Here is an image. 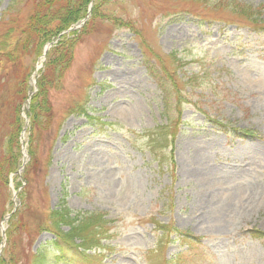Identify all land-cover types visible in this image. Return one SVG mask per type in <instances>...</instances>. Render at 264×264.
I'll list each match as a JSON object with an SVG mask.
<instances>
[{"label":"rangeland","instance_id":"rangeland-1","mask_svg":"<svg viewBox=\"0 0 264 264\" xmlns=\"http://www.w3.org/2000/svg\"><path fill=\"white\" fill-rule=\"evenodd\" d=\"M14 2L24 23L27 0H0V13ZM109 2L104 10L138 36L93 21L51 91V130L24 137L34 162L17 177L2 167L0 224L13 209L14 185L25 183L10 252L19 253L26 234L32 246L51 240L39 227L56 209L65 214L58 229L73 246L93 237L99 247L82 253L81 264H206L195 260L196 250L181 253L188 244L182 235L201 239L211 264H264V241L247 234L264 233V33L248 30L264 26V0ZM218 4L226 8L215 10ZM234 4L255 15L235 19L228 11ZM144 47L171 68L159 82L142 65ZM20 51L4 70L0 63L5 90L13 70L21 82L39 62L37 43ZM53 75L50 69L46 77L52 82ZM13 90L18 98L21 87L7 93ZM86 98L90 119L70 115ZM213 121L253 136L226 135ZM9 125L0 120L2 139ZM159 125L167 130L149 142L143 134ZM96 213L104 214L100 221ZM71 219L82 227L80 240Z\"/></svg>","mask_w":264,"mask_h":264},{"label":"trees","instance_id":"trees-1","mask_svg":"<svg viewBox=\"0 0 264 264\" xmlns=\"http://www.w3.org/2000/svg\"><path fill=\"white\" fill-rule=\"evenodd\" d=\"M108 1V2H107ZM189 3H208V0H188ZM217 1V0H212ZM90 0H33L34 8L32 13L28 16L25 23L22 26H18L17 21L14 19H2L7 26V30L2 33L0 36V63H3V70L6 64H11L13 59L16 58L18 52H21L20 49L28 50L34 47V43H37L39 49L41 50L42 45L51 37L56 35L61 30L71 26L73 23H76L78 20L82 19L86 13L87 6ZM109 0H97L92 9V14L90 20L84 25V27L80 32L72 34L75 36V40L78 41L81 36L90 32L86 30L87 26H90L93 21L98 19H107L113 20L115 23H119L121 26H132V24L122 23L120 20L116 18H110L105 12L102 11L103 6L109 4ZM226 8L221 4L215 6V10ZM194 9V7H193ZM190 10L189 12L193 11ZM230 13L234 16L235 19H239L242 16L246 18L248 15H255V12H251L249 8L233 5L231 9H229ZM212 17V16H211ZM215 18L212 17L210 23H213ZM1 23V21H0ZM65 41L61 40L54 48H52L47 56V62L42 75L38 79V92L33 97L30 107L31 112V120L32 124L36 129H44L47 127L51 120V102L49 99L48 88H58L59 85H54L50 80H48L45 76V73L54 65L55 70L60 74V78L63 72L68 68L69 61L72 58V53L74 49V41ZM24 45V46H22ZM22 46V47H21ZM21 47V48H20ZM20 48V49H19ZM36 48V47H35ZM37 48L33 51L36 52ZM174 58V57H173ZM172 59V58H171ZM158 65V64H157ZM158 68L161 69L160 75H167L168 70L167 66L164 63H160ZM153 68H149L151 71ZM18 69L12 71L11 74L8 75L7 78V90H5L6 85L0 81V119L2 118L3 111L6 108H12V121H11V129L12 133L10 134V140H3L0 136V177L3 175V172L6 171V168H9L13 171L14 167L18 162V143L17 137L19 132V119H18V104L22 100L23 93L26 89V77L24 80L19 82L18 76L16 75ZM154 76L158 77V82L160 80V76L154 72ZM163 83V81H162ZM161 84V83H160ZM20 86L21 91L19 93L16 101H13L14 90L11 93H7L10 88ZM44 121H43V120ZM167 130V129H166ZM164 128L159 129L157 133L165 132ZM163 134V133H161ZM159 136V135H158ZM157 137V136H156ZM5 149V152L3 151ZM7 149V153H6ZM14 149V150H13ZM16 150V151H15ZM2 167L3 170L2 171ZM6 167V168H5ZM3 181L6 182V176L3 178ZM63 216L65 214H59L56 212H50L48 214L49 220L52 221L50 224L48 231L55 233L57 237L54 246L52 247L55 254L57 255V259L53 257V264H66L71 263V259L73 256L77 257V260H81L85 258L82 254L84 251H87L90 247H93L92 244H86L84 242V246L82 247L83 251L78 253L77 249L74 248L71 243L72 236L70 234H62L59 232L58 225L61 223ZM95 220H99L98 217L94 218ZM75 219H71L73 221ZM48 221L47 224L50 222ZM55 221V222H54ZM75 225L72 229L73 231L76 229L77 236L73 235V238L77 239L82 235V227L80 226L78 220L74 221ZM86 240V239H85ZM84 240V241H85ZM92 245V246H91ZM53 252L46 247L44 251L37 253L35 256H31L28 260L29 264H45L46 258L51 259V255ZM0 264H14L11 262L1 261Z\"/></svg>","mask_w":264,"mask_h":264}]
</instances>
